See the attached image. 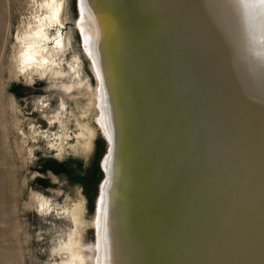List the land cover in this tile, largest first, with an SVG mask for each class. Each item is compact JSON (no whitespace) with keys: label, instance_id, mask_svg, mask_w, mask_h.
Segmentation results:
<instances>
[{"label":"bare ground","instance_id":"6f19581e","mask_svg":"<svg viewBox=\"0 0 264 264\" xmlns=\"http://www.w3.org/2000/svg\"><path fill=\"white\" fill-rule=\"evenodd\" d=\"M64 5L27 3L13 71L29 83L80 77L77 61L65 59ZM78 5L108 151L96 242L77 239L80 204L68 210L76 229L60 247L61 264H264L262 0ZM60 116L48 118L51 127H65ZM66 133L47 136L60 155ZM34 195L39 211H49Z\"/></svg>","mask_w":264,"mask_h":264},{"label":"rangeland","instance_id":"374dc122","mask_svg":"<svg viewBox=\"0 0 264 264\" xmlns=\"http://www.w3.org/2000/svg\"><path fill=\"white\" fill-rule=\"evenodd\" d=\"M28 1L0 0V264H61L67 256L60 247L76 229L68 210L80 204L77 239L86 247L96 242L92 224L108 146L95 119L97 81L77 26L78 0H65L60 32L68 41L65 59L77 61L80 80L29 83L13 71L15 40L28 16ZM59 113L65 127H51L48 118ZM32 125L43 134H32ZM87 132L92 133L89 146ZM65 133L60 155L47 136ZM34 194L47 199L49 211H39Z\"/></svg>","mask_w":264,"mask_h":264},{"label":"water","instance_id":"95a60500","mask_svg":"<svg viewBox=\"0 0 264 264\" xmlns=\"http://www.w3.org/2000/svg\"><path fill=\"white\" fill-rule=\"evenodd\" d=\"M97 126H98V125H97ZM98 128H99V127H98ZM99 131H100V129H99ZM100 134L102 135V137H103V139H104V141H105V143H106L107 140H106L105 136L102 134L101 131H100ZM107 151H108V148L106 147V152H105V154L107 153ZM100 168H101L102 173H104L101 164H100ZM103 180H104V177L102 178L101 184H102ZM101 184H100V186L98 187V195H97V199H98L99 194H100V191H101ZM97 199H96L95 207L97 206ZM95 209H96V208H95Z\"/></svg>","mask_w":264,"mask_h":264},{"label":"snow or ice","instance_id":"6c2138e0","mask_svg":"<svg viewBox=\"0 0 264 264\" xmlns=\"http://www.w3.org/2000/svg\"><path fill=\"white\" fill-rule=\"evenodd\" d=\"M262 3H264V0H262Z\"/></svg>","mask_w":264,"mask_h":264}]
</instances>
